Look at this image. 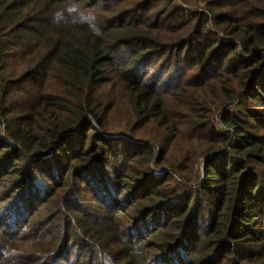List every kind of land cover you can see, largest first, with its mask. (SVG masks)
Returning a JSON list of instances; mask_svg holds the SVG:
<instances>
[{"label":"trees","instance_id":"obj_1","mask_svg":"<svg viewBox=\"0 0 264 264\" xmlns=\"http://www.w3.org/2000/svg\"><path fill=\"white\" fill-rule=\"evenodd\" d=\"M0 264H264V0H0Z\"/></svg>","mask_w":264,"mask_h":264},{"label":"clouds","instance_id":"obj_2","mask_svg":"<svg viewBox=\"0 0 264 264\" xmlns=\"http://www.w3.org/2000/svg\"><path fill=\"white\" fill-rule=\"evenodd\" d=\"M62 15L61 12L57 11L54 16H53V23H58V20H59V17ZM16 253L13 251V252H9L8 250H5L4 252V255L5 257H8V256H11V255H15ZM132 255H135V256H140L142 255V252H141V249L139 247V245H136L135 249L133 250L132 252Z\"/></svg>","mask_w":264,"mask_h":264},{"label":"rangeland","instance_id":"obj_3","mask_svg":"<svg viewBox=\"0 0 264 264\" xmlns=\"http://www.w3.org/2000/svg\"><path fill=\"white\" fill-rule=\"evenodd\" d=\"M201 173L204 174V169H205V159H200V165ZM204 167V169H203Z\"/></svg>","mask_w":264,"mask_h":264},{"label":"water","instance_id":"obj_4","mask_svg":"<svg viewBox=\"0 0 264 264\" xmlns=\"http://www.w3.org/2000/svg\"><path fill=\"white\" fill-rule=\"evenodd\" d=\"M203 169H204V167H203Z\"/></svg>","mask_w":264,"mask_h":264}]
</instances>
